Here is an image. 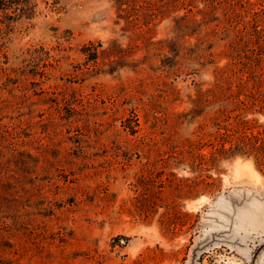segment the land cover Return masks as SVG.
<instances>
[{
  "label": "rangeland",
  "instance_id": "1",
  "mask_svg": "<svg viewBox=\"0 0 264 264\" xmlns=\"http://www.w3.org/2000/svg\"><path fill=\"white\" fill-rule=\"evenodd\" d=\"M263 243L264 0H0V264Z\"/></svg>",
  "mask_w": 264,
  "mask_h": 264
},
{
  "label": "water",
  "instance_id": "2",
  "mask_svg": "<svg viewBox=\"0 0 264 264\" xmlns=\"http://www.w3.org/2000/svg\"><path fill=\"white\" fill-rule=\"evenodd\" d=\"M264 253V243L259 245L252 253L250 258V264H258L261 255Z\"/></svg>",
  "mask_w": 264,
  "mask_h": 264
},
{
  "label": "crops",
  "instance_id": "3",
  "mask_svg": "<svg viewBox=\"0 0 264 264\" xmlns=\"http://www.w3.org/2000/svg\"><path fill=\"white\" fill-rule=\"evenodd\" d=\"M263 255H264V253L262 254V257H261V260L259 261V264H261V262H262V259H263Z\"/></svg>",
  "mask_w": 264,
  "mask_h": 264
},
{
  "label": "bare ground",
  "instance_id": "4",
  "mask_svg": "<svg viewBox=\"0 0 264 264\" xmlns=\"http://www.w3.org/2000/svg\"><path fill=\"white\" fill-rule=\"evenodd\" d=\"M250 168V167H249Z\"/></svg>",
  "mask_w": 264,
  "mask_h": 264
}]
</instances>
